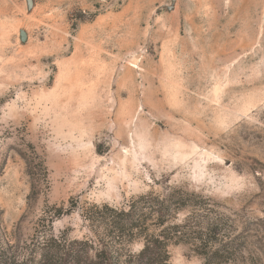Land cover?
Instances as JSON below:
<instances>
[{
  "label": "rangeland",
  "instance_id": "1",
  "mask_svg": "<svg viewBox=\"0 0 264 264\" xmlns=\"http://www.w3.org/2000/svg\"><path fill=\"white\" fill-rule=\"evenodd\" d=\"M176 187L264 264V0H0V254Z\"/></svg>",
  "mask_w": 264,
  "mask_h": 264
},
{
  "label": "trees",
  "instance_id": "2",
  "mask_svg": "<svg viewBox=\"0 0 264 264\" xmlns=\"http://www.w3.org/2000/svg\"><path fill=\"white\" fill-rule=\"evenodd\" d=\"M218 207L211 197L177 187L139 196L123 208L92 205L82 214L89 236L44 238L40 258L30 264H172L169 249L179 245L189 246L204 264H228L243 244L224 231ZM136 244L142 245L137 252ZM0 264L19 263L0 254Z\"/></svg>",
  "mask_w": 264,
  "mask_h": 264
}]
</instances>
